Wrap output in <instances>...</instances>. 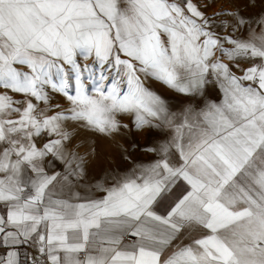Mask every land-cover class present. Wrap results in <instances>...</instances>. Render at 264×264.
Here are the masks:
<instances>
[{
  "label": "snow or ice",
  "instance_id": "obj_1",
  "mask_svg": "<svg viewBox=\"0 0 264 264\" xmlns=\"http://www.w3.org/2000/svg\"><path fill=\"white\" fill-rule=\"evenodd\" d=\"M121 115L164 134L145 149L158 158L81 196L69 125L111 135L129 128ZM0 208V264H264V16L0 0Z\"/></svg>",
  "mask_w": 264,
  "mask_h": 264
},
{
  "label": "crops",
  "instance_id": "obj_2",
  "mask_svg": "<svg viewBox=\"0 0 264 264\" xmlns=\"http://www.w3.org/2000/svg\"><path fill=\"white\" fill-rule=\"evenodd\" d=\"M262 16H264V12L260 17ZM225 62L227 63L228 61L225 60ZM249 66L247 63H242L241 69ZM233 71L237 75L242 74L240 69L234 68ZM163 88L165 90L163 97L167 98L168 103L173 106L174 110H178L182 106L185 97L168 89L166 86H163ZM220 95L218 89L209 91V96L217 101L220 99ZM130 120L132 126L131 134L129 138H124L125 141H128L125 145L126 148H117L110 150V152L108 151V153L104 152L99 156L97 168L95 166L94 168H85V174L82 177L75 178V183L78 184V187L74 190L78 191L81 196L91 194L95 197H100L104 193L99 191V188L105 186L106 181L110 184L116 176L124 175L137 164H147L158 158L155 153L148 152L145 149L162 143L164 134L156 129H147L146 137L145 133L136 134L134 133L136 130L133 128L131 116ZM46 139V137H41L37 140V143L42 144ZM46 160H52V164L47 168L49 172L64 171V165L60 161L53 160L50 156ZM2 212L3 209L0 208V213Z\"/></svg>",
  "mask_w": 264,
  "mask_h": 264
},
{
  "label": "rangeland",
  "instance_id": "obj_3",
  "mask_svg": "<svg viewBox=\"0 0 264 264\" xmlns=\"http://www.w3.org/2000/svg\"><path fill=\"white\" fill-rule=\"evenodd\" d=\"M194 2L198 3V5L201 6V10L205 11L209 16H211L215 12H222L224 14L231 13L234 16L238 12L240 16H243L249 22L258 21L259 17L264 12V0H194ZM204 4H208L209 7L204 8ZM230 20L231 17L228 15H221L219 18H217V30L221 33L225 31L226 25L230 22ZM222 24L225 27H221ZM237 35L240 34L237 33ZM163 86L165 85L159 82L153 81L151 83L152 90L156 91L162 97L163 92L165 91ZM16 98H19V96H17ZM51 103H58L65 108L68 106V101L59 94L54 95V99ZM59 110L60 109L53 108L50 110L49 114H51V111ZM119 119L122 124H128L129 128L125 129L122 127L118 132L112 133L111 135L99 134L88 129L79 128L75 124L70 123L69 131L72 133V139L70 142L72 147L71 151H74V146H83L85 144L90 145L92 150H95L91 154V160H88L85 155H79L84 159L85 168H94V166L97 168L99 156L104 152L108 153V151L110 152V150H115L117 148H126L125 145L126 143H128V141H125L124 138H129L131 134V120L130 116L128 115H121ZM134 133H145L146 137L147 128L139 131L136 130ZM74 141H77L78 143H75Z\"/></svg>",
  "mask_w": 264,
  "mask_h": 264
},
{
  "label": "bare ground",
  "instance_id": "obj_4",
  "mask_svg": "<svg viewBox=\"0 0 264 264\" xmlns=\"http://www.w3.org/2000/svg\"><path fill=\"white\" fill-rule=\"evenodd\" d=\"M75 143H78V142L76 141ZM71 148H72L71 144H69V149L71 150ZM73 149L78 155H85L88 160L92 159L91 154L93 151H95V150H92L91 146L88 144H85L83 146H77V147L74 146Z\"/></svg>",
  "mask_w": 264,
  "mask_h": 264
}]
</instances>
